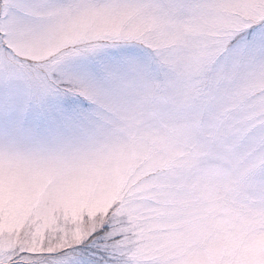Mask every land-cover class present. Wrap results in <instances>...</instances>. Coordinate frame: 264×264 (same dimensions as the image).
Masks as SVG:
<instances>
[{
  "label": "snow or ice",
  "instance_id": "obj_1",
  "mask_svg": "<svg viewBox=\"0 0 264 264\" xmlns=\"http://www.w3.org/2000/svg\"><path fill=\"white\" fill-rule=\"evenodd\" d=\"M0 264H264V0H0Z\"/></svg>",
  "mask_w": 264,
  "mask_h": 264
}]
</instances>
